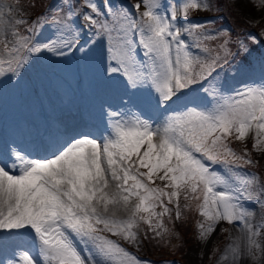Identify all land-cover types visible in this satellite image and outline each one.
Here are the masks:
<instances>
[{
  "label": "snow or ice",
  "instance_id": "6c2138e0",
  "mask_svg": "<svg viewBox=\"0 0 264 264\" xmlns=\"http://www.w3.org/2000/svg\"><path fill=\"white\" fill-rule=\"evenodd\" d=\"M257 2L264 7V0ZM82 3L77 17L89 39L82 41L80 31L67 22L74 8L69 5L66 17H53V36L42 41L48 24L43 15L31 22L17 18V5L0 0V76L20 77L26 66L49 55L79 52L87 60L106 38L102 75L123 89L119 104L128 108L108 106L109 131L99 139L77 133L60 143L56 130L59 146L44 157L33 158L15 141L6 144L0 157V234H8L5 240L29 235L37 249L35 257L19 250L6 264H150L121 241L139 247L142 240H162L171 233L165 218L182 219L191 201H197L196 210L204 217L196 225L201 240L221 221L239 222L247 232L246 239L238 237L227 246L222 261L242 264L247 256L251 261L245 264H252L264 257L260 229L247 222L252 214L240 203L252 199L258 186L255 199L264 205V182L241 172L258 161L247 148L240 153L230 144V138L243 142L251 133L253 149L264 152V84L231 94L213 84L218 69L236 55L247 58L252 48L237 40L233 53L226 31L219 33L222 42L209 48L203 41L216 37L205 36L198 24L178 26L177 9L161 0H138L132 6L136 15L114 10L110 0L105 10L95 0ZM209 8L205 0H186L181 12L187 19L191 10ZM186 36L196 43L190 45ZM248 39L264 43V33L260 40L255 35ZM194 86L202 95H193ZM142 104L160 113L159 123L145 116ZM141 224L146 226L143 235Z\"/></svg>",
  "mask_w": 264,
  "mask_h": 264
},
{
  "label": "rangeland",
  "instance_id": "374dc122",
  "mask_svg": "<svg viewBox=\"0 0 264 264\" xmlns=\"http://www.w3.org/2000/svg\"><path fill=\"white\" fill-rule=\"evenodd\" d=\"M226 1L232 15L244 20L249 26L248 29H245L243 37H239L238 40L245 41L252 48L251 55L246 59L237 60L235 65L224 66L217 72L213 84L223 93L231 94L245 86L264 84V62L261 60V53H264V43L256 44L255 48V45L248 39L249 35H255L258 40L262 39V33H264V27H262L264 26V7L260 6L257 0ZM5 2L17 5V18H23L31 22L38 16L43 15L45 17L48 24L40 35L42 41L54 34L57 25L52 23L53 17H66L69 12V5H73V15L67 22L80 31L82 41L89 39V35L80 27L82 17H77V13L83 10L82 0H49L44 11L39 12L32 18L25 16L22 12L27 9L25 3L18 2L17 4L15 0H5ZM95 2L98 4V0H95ZM137 2L138 0H129V3H127V0H113V5L117 9H129L136 15V10L132 6ZM185 2L186 0H161L162 5L177 9L178 26L189 23L201 25L206 29L205 36L229 31L230 27L225 23L215 27L209 26L210 23L215 21V0H205L210 8L191 10L187 19L183 17L181 12ZM108 4L109 0H105V6ZM125 4L126 6L123 7ZM58 9L60 11H57ZM143 10L142 6L140 11ZM46 11L48 13L54 12L55 15L48 17L49 14L45 13ZM8 31L10 33V29ZM185 39L190 45L196 43L193 36H186ZM105 40L103 38L95 45L94 54L87 60L80 59L81 54L79 52L62 58L49 55L42 57L38 63L26 66V70L22 71L20 77L13 76L9 79L8 76L11 74L0 76V157L5 155L7 151L6 144H10L12 141H15L16 146L26 150H29L30 147H33V151L36 152H39V149L43 152H48L52 148L56 150L59 145L56 143V137L53 133L59 130L61 134H66L65 126L67 125L65 123L78 122L82 127L81 133L91 134L98 139L107 135L109 131L108 106L111 104L113 110L122 109L127 111L128 108H124L119 104V96L123 94V89L112 87L116 81H108L102 75L103 65L100 53L103 52L105 57L107 55ZM203 43L209 48H216L210 40L203 41ZM136 47L138 52V45ZM193 50L195 51V49ZM207 86L205 84V87ZM193 95H202V90L196 88ZM145 96L146 94L137 93L138 98L143 99ZM141 109L146 117L152 118L156 123H159L162 119L160 113L152 111L146 104H142ZM138 110L140 109H132V111ZM230 139L235 141L241 153L247 148L252 155V159L264 162V152H258L252 147L253 138L251 133L243 142L235 140L234 137ZM59 141L62 143L60 136ZM51 143L54 144V147ZM35 158L40 157L35 156ZM216 168L223 171L219 165ZM241 172L242 174H256L260 181L264 182V180H261L259 173L250 167L245 166L241 169ZM156 183L160 184L161 182L157 180ZM258 194L259 188L254 186L253 198H242L240 203L252 214L247 218V222L260 229L261 234L257 239L264 246V227H261L264 224V205L261 204L260 200L255 199ZM261 200H264V197H261ZM196 203L197 201H191L192 207L190 208L194 215L192 220L195 225H197V221H204V217L196 210ZM176 224L177 220L174 218L171 225H168L171 233L161 241L164 249L155 253L163 254L164 258L155 259L153 257L154 253L148 249L144 240H142L139 247L129 245L123 241L121 243L130 252L142 260L149 261L150 264H180L171 255L174 247L180 241ZM239 227L242 228L240 238L246 239L247 232L243 230V225L239 222L232 224L226 221L219 222L207 240L199 238V230L196 226V234L191 248L192 254L196 258L195 261H206L208 264H229V261H222L221 257L224 255L227 246L238 238L237 231H239ZM140 230L141 235H143L142 224ZM0 235V246L4 245V247H0V264H6L8 259L18 255L19 250H28L34 257L37 255V249L29 235H14L7 240L4 239L8 235L7 233ZM257 256H260V253H257ZM261 260H264V257L252 262V264H261ZM249 261H251V257L246 256L242 264Z\"/></svg>",
  "mask_w": 264,
  "mask_h": 264
},
{
  "label": "trees",
  "instance_id": "16d2710c",
  "mask_svg": "<svg viewBox=\"0 0 264 264\" xmlns=\"http://www.w3.org/2000/svg\"><path fill=\"white\" fill-rule=\"evenodd\" d=\"M18 2H23L27 5V9L23 10L22 12L25 16H30L32 18L39 12L44 11L49 0H18ZM110 3L113 9L116 10L117 7L113 5V0H110ZM127 3H129V0H127ZM98 5L101 7L102 10L106 9L105 0H98ZM125 6L126 4L123 7ZM214 8H215L214 9L215 21L213 23H210L209 26L215 27L221 23H225L229 25L230 29L229 31H226L227 33L230 34V39H231L229 47L231 51L235 53L237 50L235 41H237L239 37H243L245 29H248L249 26L244 20L232 15V13L229 11L228 3L226 0H215ZM45 13L49 14L47 15L48 17H50L51 15H55L54 12L48 13L46 11ZM211 36L216 37L215 40H210L213 46H217L218 43L222 42L223 37H221L219 34L211 35ZM104 44H107V40L104 41ZM255 48H256V44H255ZM138 51H139L140 56L143 58V49L139 47V45H138ZM237 60H242L240 55H236L234 59L230 58V63L226 66L228 67V66L235 65V62ZM216 76L217 74L215 75V77ZM230 144L237 152L241 153V150L239 149L235 141L230 139ZM247 167H250L256 172H258L259 175L261 176V180H264V172H263L264 162H258V164H256L255 166H247ZM184 203L185 201L183 200V198H181V205H183ZM192 217H194V215L191 212V209H184L182 219L177 220V224L175 226H176V231L180 238V241L173 249V252L171 254L172 258L177 260L180 264H208L206 261L196 262L195 261L196 258L192 254L191 248H192V244L194 242V237L196 234V225L194 224ZM165 222L169 226L171 225V222H168L167 218H165ZM145 228L146 226L142 224V234ZM162 240L159 238H157L156 240H144L148 249L152 253H154L153 257L155 259L164 258L163 254H155L156 252L164 249V246L161 245ZM168 243L169 241L167 242V244Z\"/></svg>",
  "mask_w": 264,
  "mask_h": 264
},
{
  "label": "bare ground",
  "instance_id": "6f19581e",
  "mask_svg": "<svg viewBox=\"0 0 264 264\" xmlns=\"http://www.w3.org/2000/svg\"><path fill=\"white\" fill-rule=\"evenodd\" d=\"M65 131H66V134L63 133L60 135V139H61V142L63 143L65 140H68L70 137L74 136L75 134L77 133H81L82 132V127H81V124L78 123V122H75L73 124H69V123H65ZM25 138V137H24ZM49 141V140H47ZM40 143V141H39ZM42 144V142H41ZM53 143H51L52 145ZM54 147V144L52 145ZM33 147L29 148V150H27L29 153H31L32 157L35 158V156H39V157H44L46 155H50L54 150V148H52L50 151H45L43 152L42 150L39 149V152H36V151H33ZM43 152L42 154H39ZM248 208V207H247ZM239 231H237V234H238V237H240L241 233H242V228L239 227L238 229ZM1 236V235H0ZM1 240V239H0ZM22 243V242H21ZM23 244V243H22ZM0 247H4V245H1ZM6 248V247H5ZM8 250V249H7Z\"/></svg>",
  "mask_w": 264,
  "mask_h": 264
}]
</instances>
